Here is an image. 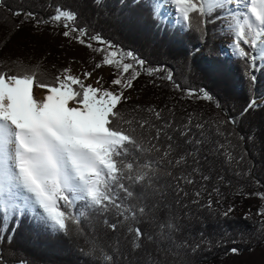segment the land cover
<instances>
[{
  "label": "trees",
  "instance_id": "1",
  "mask_svg": "<svg viewBox=\"0 0 264 264\" xmlns=\"http://www.w3.org/2000/svg\"><path fill=\"white\" fill-rule=\"evenodd\" d=\"M157 4V0L99 4L96 0H0L2 71L15 74L31 69L41 83H53L74 62L92 73L101 69L95 68L101 56L65 38L63 27H35L34 21L12 14L33 12L47 19L57 6L75 12L76 24L87 27L91 35L132 51L146 61L145 68L163 66L151 75L141 71L129 88L133 98L118 106L120 116L112 125L126 130L139 145H126L130 155L118 159L133 161L134 172H149L144 181L132 185L135 195L124 200L126 205L145 207V213L125 220L114 208L101 212L78 201L64 208L69 214L67 230L56 233L31 214L24 215L14 232L10 229L0 238V264L264 262V215H257L264 207L256 195L264 193V69L254 73L252 82L244 60L230 55L225 44L233 41L226 31L231 20L213 19L220 15L219 8L209 11L205 3L204 15L191 13L185 28L166 21L161 8L158 26L153 18ZM205 17L211 22L204 24ZM169 70L182 89H195L201 97L204 90L214 99L177 89L166 79ZM111 79L110 72L106 83ZM253 98L258 106L245 112ZM190 119L192 131L182 136ZM140 121L147 122L143 128ZM192 134L202 143L186 142ZM146 160L155 162L154 169H138ZM111 224L117 225L116 230ZM137 227L143 232L140 239L129 231ZM233 248L238 252L233 253Z\"/></svg>",
  "mask_w": 264,
  "mask_h": 264
},
{
  "label": "snow or ice",
  "instance_id": "2",
  "mask_svg": "<svg viewBox=\"0 0 264 264\" xmlns=\"http://www.w3.org/2000/svg\"><path fill=\"white\" fill-rule=\"evenodd\" d=\"M101 2L96 0L97 4ZM205 3L209 11L220 9V15L213 19L231 20L226 31L233 37L230 45L233 55L244 60L249 70L246 74L255 82L254 73L264 69V0H164L165 5L175 6L178 22L185 28L189 27L191 13L204 15ZM160 8L157 4L153 12L158 26L162 22ZM12 14L34 21L35 27L42 24L63 27L65 38L101 56L95 68H110L112 79L109 87L103 88L85 83L92 78L93 73L89 71L83 72L81 79L80 75H73L71 69L66 68L55 77V82L41 83L35 70L25 69L15 74H11V70H0V238L10 229L14 232L20 219L27 214L54 233L64 232L69 218L64 208L77 201H84L85 206L96 207L101 212L114 208L125 220L136 217L137 212L143 215L145 207L126 205L124 200L135 195L132 185L144 181L149 172H134L133 161L118 159L130 155L126 145L133 144L137 148L139 145L126 130L112 125L120 116L118 106L129 99L124 90L132 87L141 71L151 75L161 71L163 66L145 68L146 61L132 51L103 40L99 34L91 35L87 27L78 26L77 14L71 10L57 6L55 13L47 19L37 18L33 12L14 11ZM202 22L211 21L205 17ZM89 41L106 47H93ZM102 79L98 77L97 83ZM166 79L189 96L209 101L214 99L204 90H201V97L195 89H182L175 84L170 70ZM35 87L46 90L43 99L35 98ZM216 106L220 107L218 101ZM257 106L253 98L245 112ZM156 115L159 117V113ZM229 122L235 124L234 119L230 118ZM146 123L140 121V127ZM195 127L200 129L203 125L196 124ZM191 131L190 119L181 135L189 136ZM156 138H159V131ZM192 140L196 145L202 143L195 134L186 142ZM154 165V161L146 160L137 167L154 169ZM125 180L130 183L125 184ZM121 191L125 194L123 197ZM256 195L264 198V193ZM257 215H264V212ZM110 227L116 230L117 225L111 224ZM163 227L165 225H161ZM129 231L135 232L136 239L143 236L138 227L129 228ZM231 251L236 253L238 249Z\"/></svg>",
  "mask_w": 264,
  "mask_h": 264
},
{
  "label": "rangeland",
  "instance_id": "3",
  "mask_svg": "<svg viewBox=\"0 0 264 264\" xmlns=\"http://www.w3.org/2000/svg\"><path fill=\"white\" fill-rule=\"evenodd\" d=\"M157 3L161 6V11H162V14H163L162 16H163V18H165L166 21L168 20V22L179 24L178 19H177V15L178 14L176 13L174 7L170 8L169 5H165L164 4V0H157ZM262 39H264V37H262ZM232 43L233 42L225 44V48L229 50V53H230L231 56H234L232 48L230 47V45ZM68 69H71V74L80 75L81 79H83L82 73L85 72V69H84V67L81 64L74 62V63H72L70 65V67ZM110 72H111L110 68H107V67L101 68V69H99L98 72H94L93 75H92V78L86 80L85 83L86 84H90V85H92L94 87L108 88L109 84L106 83V79L109 76ZM257 72L258 71H256V73ZM98 77H103V79L100 81L99 84L97 83V78ZM111 90L115 91L116 89L112 88ZM33 91H34V96H35L36 99L39 97L38 94H46V90H41V89L34 88ZM124 95L126 97H128L129 99L133 98V96L130 95L129 88L124 90ZM70 106H72V105H70ZM258 202H259V204H261L264 207V198H259ZM247 212H248V210L245 211V214ZM243 260H245V258L242 259V261ZM234 263L235 264H241V262H234ZM256 264H264V262H257Z\"/></svg>",
  "mask_w": 264,
  "mask_h": 264
},
{
  "label": "bare ground",
  "instance_id": "4",
  "mask_svg": "<svg viewBox=\"0 0 264 264\" xmlns=\"http://www.w3.org/2000/svg\"><path fill=\"white\" fill-rule=\"evenodd\" d=\"M169 7H170V8H172V7L175 8V6H172V5H169ZM44 95H45V94H38L39 97H38L37 99H38V100L43 99V96H44Z\"/></svg>",
  "mask_w": 264,
  "mask_h": 264
}]
</instances>
